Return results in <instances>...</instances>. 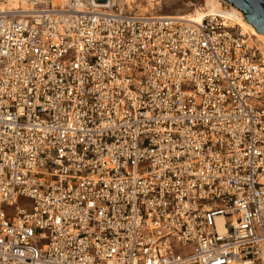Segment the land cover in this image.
<instances>
[{"label":"built area","instance_id":"1","mask_svg":"<svg viewBox=\"0 0 264 264\" xmlns=\"http://www.w3.org/2000/svg\"><path fill=\"white\" fill-rule=\"evenodd\" d=\"M263 253L264 55L247 33L121 0L0 9V264Z\"/></svg>","mask_w":264,"mask_h":264},{"label":"bare ground","instance_id":"2","mask_svg":"<svg viewBox=\"0 0 264 264\" xmlns=\"http://www.w3.org/2000/svg\"><path fill=\"white\" fill-rule=\"evenodd\" d=\"M2 1L5 0H0V2ZM6 1H8V3L6 4L7 8L1 7L0 9L18 8L20 7L18 6V2L25 3V5L24 6L22 5L21 8L30 9V8H34L35 6L33 5L35 4H44V3L60 4L67 0H6ZM123 3H126L128 6H130L129 4L131 2H127L126 0H123ZM210 13H220L226 18L231 19L233 23L238 25L243 30V32L249 35L251 41L255 45H257L258 40H260L264 45V33L257 32L254 29V27L244 19V16L239 9H237L234 6H231V8L224 7L221 3V0H204L202 4H199L189 12H185L180 15H183L185 18H190L194 21H200L204 15ZM160 15H173V14H160ZM175 15H179V14H175ZM257 47L259 49L258 45ZM262 257L264 259V253L262 254Z\"/></svg>","mask_w":264,"mask_h":264},{"label":"rangeland","instance_id":"3","mask_svg":"<svg viewBox=\"0 0 264 264\" xmlns=\"http://www.w3.org/2000/svg\"><path fill=\"white\" fill-rule=\"evenodd\" d=\"M123 1V0H121ZM127 2H131L129 7H136L140 11H152L156 12L157 14H182L185 12H189L199 4H202L204 0H126ZM8 1H2L0 2V8L4 7L7 8ZM20 3V4H19ZM190 3H193L192 5ZM222 5L224 6L223 1L221 0ZM46 4V3H44ZM44 4H35L36 5H44ZM132 4V5H131ZM24 6V2H18V6L22 7ZM257 39V38H256ZM258 40V39H257ZM257 45L259 46V50L264 55V45L263 43L258 40ZM19 204L23 207H28L30 202L27 199L21 198L19 201ZM179 252H184L189 249V246L187 247H178L177 248Z\"/></svg>","mask_w":264,"mask_h":264},{"label":"water","instance_id":"4","mask_svg":"<svg viewBox=\"0 0 264 264\" xmlns=\"http://www.w3.org/2000/svg\"><path fill=\"white\" fill-rule=\"evenodd\" d=\"M239 9L244 19L259 33H264V0H222ZM105 3L106 0H93Z\"/></svg>","mask_w":264,"mask_h":264}]
</instances>
